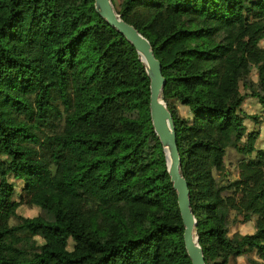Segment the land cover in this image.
<instances>
[{
    "label": "trees",
    "instance_id": "16d2710c",
    "mask_svg": "<svg viewBox=\"0 0 264 264\" xmlns=\"http://www.w3.org/2000/svg\"><path fill=\"white\" fill-rule=\"evenodd\" d=\"M113 3L162 64L206 264H264V150L241 92L264 108V0ZM149 103L136 50L95 0H0V264H192ZM238 218L255 232L231 237Z\"/></svg>",
    "mask_w": 264,
    "mask_h": 264
},
{
    "label": "water",
    "instance_id": "95a60500",
    "mask_svg": "<svg viewBox=\"0 0 264 264\" xmlns=\"http://www.w3.org/2000/svg\"><path fill=\"white\" fill-rule=\"evenodd\" d=\"M95 10L105 22L121 34L136 50L139 61L150 80V117L154 133L165 153L167 172L177 193L178 206L184 225V243L192 264H206L203 248L197 235L198 221L194 215L189 183L182 174L174 118L163 99L166 79L162 64L156 58L152 45L134 26L122 19L113 0H95Z\"/></svg>",
    "mask_w": 264,
    "mask_h": 264
},
{
    "label": "rangeland",
    "instance_id": "374dc122",
    "mask_svg": "<svg viewBox=\"0 0 264 264\" xmlns=\"http://www.w3.org/2000/svg\"><path fill=\"white\" fill-rule=\"evenodd\" d=\"M115 2L116 4H118L120 0H115ZM261 46L264 47V41L261 43ZM251 79H253L255 82L257 81L256 70H253L251 74ZM241 92L242 94L246 95L245 101L242 106V114L245 117V125L247 126L248 133L253 131H257L260 133V136L256 142V148L264 150V108L260 105L258 99L254 97H250L249 91L244 90L243 87H241ZM178 108L182 117L192 118V113L190 112V109L188 107L178 104ZM252 116L257 117V120H253L252 118L249 119V117ZM240 159L241 156L234 149L228 150L225 160L226 175H227L225 179L227 181H234L238 179L239 171L237 166H238V161ZM11 181H13L17 187L15 201L20 203L23 199V196H21L22 193L21 190L23 184L22 182L14 181L13 179H11ZM17 213L21 217L29 218L35 221H39L41 219L40 212L37 209L30 208L25 203L19 206ZM234 217H235V213H232V219H234ZM254 232H255V219H252L250 222L243 224L242 218H238V220H236V222L230 226L229 235L232 237L235 234L248 235V234H253ZM38 241L41 242L40 239ZM237 263L248 264L247 258L245 256L239 257L237 259Z\"/></svg>",
    "mask_w": 264,
    "mask_h": 264
}]
</instances>
